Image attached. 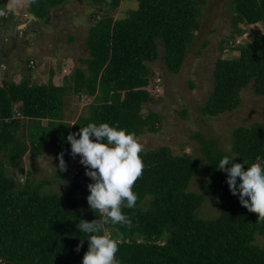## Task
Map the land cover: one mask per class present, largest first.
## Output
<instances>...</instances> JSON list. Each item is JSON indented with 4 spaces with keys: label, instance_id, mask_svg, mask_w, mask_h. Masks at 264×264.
Listing matches in <instances>:
<instances>
[{
    "label": "trees",
    "instance_id": "1",
    "mask_svg": "<svg viewBox=\"0 0 264 264\" xmlns=\"http://www.w3.org/2000/svg\"><path fill=\"white\" fill-rule=\"evenodd\" d=\"M38 20L67 0H27ZM123 0H91L102 12L117 10ZM137 9L124 18L104 15L90 28L86 40L89 57L86 69L75 68L63 83H54L50 71L47 84L36 85L24 75L20 83L4 80L0 87V264H81L88 250L87 235L77 229L80 220L92 222L102 216L83 213L82 195L92 183L85 171L73 176L69 165L67 136L88 123H108L135 136L157 133L162 116L143 113L152 101L148 88L151 64L161 57L169 73L181 72L208 0H138ZM5 10V5H1ZM234 37L232 58L219 59L214 70V90L204 115L217 117L242 104V92L254 86L264 97V33L255 32L245 44H237L247 30L242 26L264 24V0H233ZM4 24L8 18H0ZM70 95L94 98L88 111L74 125L65 121ZM43 121H48L46 126ZM22 133V137H21ZM233 149L221 150L214 141L200 139L207 165L192 155H176L169 147L142 151L144 168L133 185L134 208H122L131 219L127 225H105L118 242L120 264H264V249L256 243L264 236V217L241 208L226 185V172L219 160L230 155L233 163L254 165L264 158V115L262 122L239 128ZM78 138V137H77ZM94 139V138H90ZM56 149L65 171L59 179L71 178V186L60 194H45L29 178L21 184L27 156L40 158ZM245 172L248 168H244ZM207 171L204 194L190 190L192 181ZM62 173V174H61ZM31 176V173H27ZM208 195L221 204V215L201 220L198 210ZM81 240L83 244L81 245ZM78 245L80 250L76 251Z\"/></svg>",
    "mask_w": 264,
    "mask_h": 264
},
{
    "label": "rangeland",
    "instance_id": "2",
    "mask_svg": "<svg viewBox=\"0 0 264 264\" xmlns=\"http://www.w3.org/2000/svg\"><path fill=\"white\" fill-rule=\"evenodd\" d=\"M232 2L208 0L201 29L196 33L179 74L167 71L161 46L160 59L151 64L153 77L148 90L152 101L144 105L143 113L156 112L162 120L157 133L136 136L143 151L169 147L176 155L189 154L207 165L201 153V138L214 141L221 150L229 152L233 149L237 129L263 121L264 97L254 93L253 85L242 92V104L237 110L217 117L206 116L202 111L214 90L217 61L239 55L229 47L235 45ZM1 5H5V10ZM138 6V0H123L117 10L101 12L91 0H67L63 6L52 9L49 17L38 20L29 10V1L0 0V18L9 19L6 24L0 20V87L4 80L20 83L24 75L30 76L36 85L47 84L51 70L55 73L54 83L61 85L64 77L71 75L75 68L86 69L83 64L89 57L86 40L97 21L93 15L97 14L99 19L104 15L121 19ZM239 26L247 33L237 37V44L247 43L255 32L264 33V24ZM67 100L65 121L74 125L88 111L94 98L70 95ZM47 124L48 121L42 122L43 126ZM1 161H5L2 156ZM23 165L26 172L19 175L21 184H26L29 178L34 186H42L41 192L45 194H60L71 186V178L59 179L56 149L46 150L40 158L27 156ZM69 165L73 176L85 171L79 154L73 158L71 151ZM207 178L208 173L204 171L192 181L190 190L204 194ZM89 194L87 190L81 197L83 213L91 210L87 203ZM221 210L220 202L208 195L197 217L214 220L221 215ZM256 243L264 249V236H259Z\"/></svg>",
    "mask_w": 264,
    "mask_h": 264
},
{
    "label": "clouds",
    "instance_id": "3",
    "mask_svg": "<svg viewBox=\"0 0 264 264\" xmlns=\"http://www.w3.org/2000/svg\"><path fill=\"white\" fill-rule=\"evenodd\" d=\"M67 142L72 157L79 154L85 175L92 181L87 185L90 193L87 203L92 210L102 214L92 222L80 220L77 224L78 231L87 235L88 242L81 264H120L116 256L118 242L110 237L104 226L111 223L131 227V219L122 208L136 206L137 194L132 189L144 168L139 155L143 145L134 133L108 123H88L78 132L70 133ZM233 160L230 155H225L217 164L219 170L226 172V185L231 196L238 198L239 205L247 212L264 217V158L258 157L251 167L247 162L244 166L234 164ZM59 170H66L62 154Z\"/></svg>",
    "mask_w": 264,
    "mask_h": 264
},
{
    "label": "flooded vegetation",
    "instance_id": "4",
    "mask_svg": "<svg viewBox=\"0 0 264 264\" xmlns=\"http://www.w3.org/2000/svg\"><path fill=\"white\" fill-rule=\"evenodd\" d=\"M14 37V36H13ZM15 44V43H14Z\"/></svg>",
    "mask_w": 264,
    "mask_h": 264
}]
</instances>
